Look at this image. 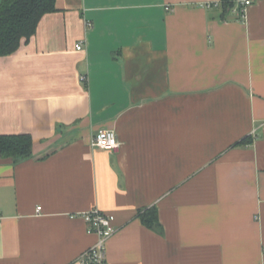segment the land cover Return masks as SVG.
Here are the masks:
<instances>
[{
    "label": "crops",
    "instance_id": "crops-1",
    "mask_svg": "<svg viewBox=\"0 0 264 264\" xmlns=\"http://www.w3.org/2000/svg\"><path fill=\"white\" fill-rule=\"evenodd\" d=\"M220 1L57 0L0 57V134L34 151L0 152V264H77L93 209L108 264H264V0Z\"/></svg>",
    "mask_w": 264,
    "mask_h": 264
},
{
    "label": "trees",
    "instance_id": "trees-1",
    "mask_svg": "<svg viewBox=\"0 0 264 264\" xmlns=\"http://www.w3.org/2000/svg\"><path fill=\"white\" fill-rule=\"evenodd\" d=\"M57 0H3L0 4V57L15 54L37 32L41 20L58 10ZM224 18L237 6V0H221ZM247 142V140H246ZM0 152L6 159L27 160L34 155L33 138L26 135L0 134ZM143 225L162 232L157 208H151L139 215Z\"/></svg>",
    "mask_w": 264,
    "mask_h": 264
},
{
    "label": "built area",
    "instance_id": "built-area-1",
    "mask_svg": "<svg viewBox=\"0 0 264 264\" xmlns=\"http://www.w3.org/2000/svg\"><path fill=\"white\" fill-rule=\"evenodd\" d=\"M251 5L249 0H240L239 15L244 19L247 8ZM214 4L208 2L203 5L206 9L212 8ZM76 49L82 50V43L76 46ZM85 80V77H82ZM92 147L103 149L110 152L121 149V143L115 131L109 129L98 130L97 135L93 137ZM1 218V216H0ZM81 218L88 224V233L97 236L98 240L94 246L89 248L77 260V264H108L107 263V242L116 235L117 226L115 216L93 209L81 215Z\"/></svg>",
    "mask_w": 264,
    "mask_h": 264
}]
</instances>
